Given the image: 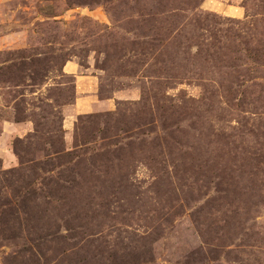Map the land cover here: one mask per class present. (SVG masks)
Segmentation results:
<instances>
[{
  "label": "rangeland",
  "instance_id": "374dc122",
  "mask_svg": "<svg viewBox=\"0 0 264 264\" xmlns=\"http://www.w3.org/2000/svg\"><path fill=\"white\" fill-rule=\"evenodd\" d=\"M0 264H264V0H0Z\"/></svg>",
  "mask_w": 264,
  "mask_h": 264
},
{
  "label": "crops",
  "instance_id": "0c3cea01",
  "mask_svg": "<svg viewBox=\"0 0 264 264\" xmlns=\"http://www.w3.org/2000/svg\"><path fill=\"white\" fill-rule=\"evenodd\" d=\"M71 73H75V70H72ZM79 81H82V80H81V77H80ZM92 87H93V86H89V85L87 84V85H85V88H84V89H81V90H83V92H84L83 94H86V95H90V94H92V95H94V91H92V90H93ZM93 97H94V96L86 97L85 100H88V101H86V102H84L83 104H81V105H82L81 108H84V107L87 108V106H90L91 104H92V106H95V105L93 104V103H95ZM87 103H88V104H87Z\"/></svg>",
  "mask_w": 264,
  "mask_h": 264
}]
</instances>
